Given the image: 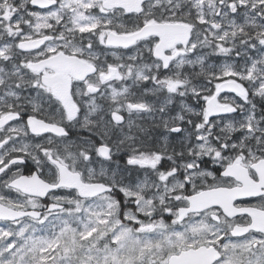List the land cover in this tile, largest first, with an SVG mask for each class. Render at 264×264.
Here are the masks:
<instances>
[{"label": "snow or ice", "instance_id": "snow-or-ice-1", "mask_svg": "<svg viewBox=\"0 0 264 264\" xmlns=\"http://www.w3.org/2000/svg\"><path fill=\"white\" fill-rule=\"evenodd\" d=\"M0 264H264V0H0Z\"/></svg>", "mask_w": 264, "mask_h": 264}, {"label": "flooded vegetation", "instance_id": "flooded-vegetation-1", "mask_svg": "<svg viewBox=\"0 0 264 264\" xmlns=\"http://www.w3.org/2000/svg\"><path fill=\"white\" fill-rule=\"evenodd\" d=\"M27 174V173H26Z\"/></svg>", "mask_w": 264, "mask_h": 264}]
</instances>
